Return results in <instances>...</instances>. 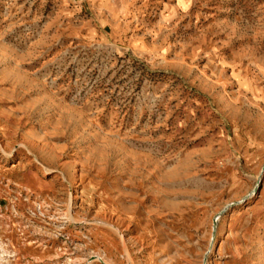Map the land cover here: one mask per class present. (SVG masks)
I'll return each mask as SVG.
<instances>
[{
  "label": "rangeland",
  "instance_id": "374dc122",
  "mask_svg": "<svg viewBox=\"0 0 264 264\" xmlns=\"http://www.w3.org/2000/svg\"><path fill=\"white\" fill-rule=\"evenodd\" d=\"M0 264H264V0H0Z\"/></svg>",
  "mask_w": 264,
  "mask_h": 264
},
{
  "label": "water",
  "instance_id": "95a60500",
  "mask_svg": "<svg viewBox=\"0 0 264 264\" xmlns=\"http://www.w3.org/2000/svg\"><path fill=\"white\" fill-rule=\"evenodd\" d=\"M260 181H261V180H259V182H258V184H257V186H256V188H255V190H257V189L259 188V186H260ZM221 212H223V210H222ZM216 221H217V217L214 218V222H216ZM214 233H215V228H214Z\"/></svg>",
  "mask_w": 264,
  "mask_h": 264
}]
</instances>
